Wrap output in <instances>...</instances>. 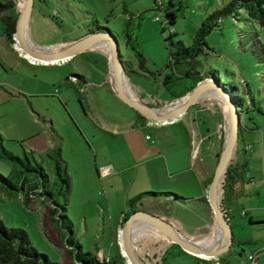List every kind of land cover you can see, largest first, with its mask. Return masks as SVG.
<instances>
[{"label":"rangeland","instance_id":"1","mask_svg":"<svg viewBox=\"0 0 264 264\" xmlns=\"http://www.w3.org/2000/svg\"><path fill=\"white\" fill-rule=\"evenodd\" d=\"M228 1L34 0L28 35L36 45L59 47L68 44L64 41H75L89 32L97 31L98 27L100 30L110 29L120 42L123 58L132 68L130 75H125L128 90L151 105L165 109L181 100L179 97L172 98L161 82L162 67L170 57L166 38L171 35L169 40L181 39L186 45L191 44L206 17ZM22 4L23 0H16L17 12ZM168 12L175 14V21L164 27ZM2 29L0 18V152L6 148L21 156L23 163L0 156V173L6 177V180H0V218L8 226L26 228L32 243L61 264H70L73 260L71 247L66 241L69 219L73 235L81 243L84 252L98 256V250H102L106 258L111 256L119 264L127 263L125 256L123 259L116 245H113L109 217L115 227L127 206L128 197L122 194L120 178L98 175L91 161L94 158L91 155L92 148L82 132L83 126H86L83 130L88 134L101 133L88 119V116H98L97 111L101 112L93 100L96 90L99 97L107 99L103 103L106 110L124 113L119 105L108 100L107 83L113 84V77L110 62L107 65L102 54L104 52L109 60L106 42L96 43L60 64L38 63L32 66L13 53L2 36ZM206 41L209 47L198 54L197 69L202 72L214 69L220 80L242 101L243 128L237 147L246 176L251 181V191L233 203L234 211L229 219L233 242L220 256L221 264H246V254L257 246H264V25L251 19L244 10L237 14L228 13L221 15L218 25L207 32ZM133 44L135 47H132ZM136 50L142 52L143 63L142 56ZM183 82L188 84L190 78H184ZM20 86L34 90L31 93L33 95L28 97L33 103V107L29 108L31 114L22 111L19 100L1 101L6 92L18 93L17 88ZM41 90L45 93H35ZM196 104L200 110L194 114L195 120H191L188 114L176 124L154 128L148 133L159 138L167 130L175 131L182 137L185 133L184 124L199 125L205 137H198L197 129L193 127L191 136L195 140L191 160L199 176L210 178L228 131L227 107L225 99L223 102L219 95L209 93H205ZM84 108L88 114L84 113ZM77 119L85 125L78 123ZM50 120L62 137L53 133ZM108 136L104 133L99 143L108 139ZM108 144L102 148L123 147L118 137ZM109 156L102 157L100 154L98 162L109 160ZM28 158L33 167L37 168L39 164L44 167L50 179L47 188L52 190L58 202L65 204L67 217L63 224L58 216L52 219L49 215V207L52 206L49 194L28 193L27 184H34L38 175L28 164ZM57 159L61 161L63 173H67L70 178L69 191L66 186L62 188L64 182L57 173ZM108 162L111 161L105 163ZM25 176L28 179L24 188L22 184ZM38 183L42 189V182L38 180ZM190 192L179 194L202 196L196 193L199 190L192 189ZM203 195L206 196L207 191ZM219 197L223 205L222 188ZM147 204L144 202L141 206L154 208L153 212L159 211L156 206L160 202ZM248 207L253 210H248ZM179 208L175 211L178 215L161 216L172 221L187 237H205L203 241H213L215 221L210 205L197 200L189 201ZM242 210L247 213L243 214ZM251 212L255 214L252 218L256 222H250ZM141 232L138 231L135 236L139 255L146 264H162L159 254L163 243L169 242V239L148 224L143 225ZM75 249L73 247L72 251ZM261 254L258 261L264 264V251ZM171 258L175 260L173 263ZM177 262L214 264L212 259L205 261L201 258L198 261L196 257L187 255L169 257L163 264Z\"/></svg>","mask_w":264,"mask_h":264},{"label":"crops","instance_id":"2","mask_svg":"<svg viewBox=\"0 0 264 264\" xmlns=\"http://www.w3.org/2000/svg\"><path fill=\"white\" fill-rule=\"evenodd\" d=\"M16 7H17L16 0H13V8L15 10L17 9ZM2 36L5 42L7 43V45L9 46V48L13 51V53L17 57L26 60V62L32 66L38 63L60 64L66 61L63 60L57 62H43V61L32 62L31 60H29L28 57L27 59H25L26 56L20 49L17 48L15 43L14 44L10 43L7 40L6 36L3 34V29H2ZM64 42L70 43L72 41H64ZM64 42H60V43H64ZM33 45L41 46V45H36L34 43ZM42 46H47V45H42ZM54 47L56 48L58 46H54ZM105 47L110 53V49L107 43L105 44ZM77 54H75L74 56L70 57L67 60H71ZM102 54L103 57H105L108 65L109 60L107 59L104 52H102ZM76 75L78 76L80 74H76ZM107 85H108L107 96L109 97L108 100H110L115 105H119L118 107L122 108L124 110L123 111L124 113L119 114L113 111L111 112L109 110H106L104 107L105 104L103 103H105L107 99L99 97L100 94H98L96 90V93L94 94L95 98H93V100L99 106L101 112L97 111L98 113V116H96L97 118L94 116L93 117L88 116V119L94 126H96L101 131V133L96 135L95 133L91 132V134H88L85 130H83L86 128V126H83L82 132L85 135V137L88 139L90 143V147L92 148L91 155H93L94 161L93 160L91 161L92 163L94 162L98 175L100 176L101 174V175H105L106 177L112 175L114 176V178L115 177L120 178V180L122 181V183L120 182L122 184L121 187L123 189L122 194L128 197L127 206L123 210V214L117 219V224L115 227L112 218L109 217L110 225L112 228L113 241L115 242V243L113 242V245H116V249L118 253L120 254L121 257L124 258V255L122 253L120 232H121L122 224L124 222L123 219H124L125 211L130 210L129 199L131 197L137 195L142 191H146V189H150V188L156 190H171L178 194L179 193L190 194L191 193L190 191H192V189H195V191L199 190V192L196 193L202 194V196H184L181 194L179 195L186 197L187 199H189V201L202 200L205 203H207L208 206L210 205L207 200V195L206 196L203 195L208 189L209 178L208 177L204 178L199 176L195 167V163L192 164V160H191V156L193 153L192 152L193 143L195 140L193 136H191L192 135L191 131H194L193 127L197 129L196 135H198V137L204 138L205 134H202L199 125H195L193 123L192 125L184 124L185 133L183 132L184 135L182 137L179 136V134L175 131H167V130H165L162 133L161 137L159 138L157 136H152L150 135V133H148V130H152L154 128L157 129L163 128L171 124H176L184 120V118L188 114L191 120H195L194 114L196 112H199L200 110L198 105L195 103L189 112L186 111L184 114L178 116L173 120L156 121L148 117L139 116L131 105H129L127 102L123 101L120 97H118V95L113 89L112 83L108 82ZM17 89H18V93L14 91L6 92L5 95H3L1 101L10 102L12 100H17V101L19 100V102H21L22 111L31 114L29 108L33 107V103L28 97L33 95L31 93H33L34 90H30L28 88L25 89L22 86L18 87ZM35 93L43 94L45 93V91L41 90V92H35ZM63 95H65L64 92ZM172 101L173 99L169 100V102ZM83 111L85 114H88L85 108L83 109ZM51 121L52 120H50L49 122L53 133L56 132L58 134L57 136H60L58 130L54 128V123ZM77 121L78 123L85 125L80 120L77 119ZM242 128L243 127L241 124V130H240L241 134H242ZM104 133H107L110 136H108V139L99 143V139L103 136ZM115 137H118L121 140V142H123V147L121 146L116 148L110 147L106 149L102 148V146L104 147L105 144L108 143L111 144V142L114 141ZM239 137H240V133H239ZM239 137L237 144L235 146V151L230 161L231 163L230 172H229L230 179L228 181V186L224 198V206H225L224 208L226 210V215L230 220H231L230 214H233L234 211L233 203L236 200L241 199L242 195H245L246 193L251 191L250 188L251 181L250 178H247L246 176L245 168L241 162L239 148L237 147V145H239ZM100 154L102 155V157H105L107 154H110L109 156L110 159L107 161H111V162L105 163L107 162L105 161L99 163L98 159ZM91 155L90 157L92 158ZM161 200L163 201V203H161ZM156 201L160 202V204L156 206V208L159 209L160 212L159 211L155 212V210L153 212L154 208L152 209L151 207H147V206L142 207L140 204H138V207L147 209L159 215L161 214L178 215L177 212L175 213V211L177 210L168 209L169 204L165 198L161 197L156 200L145 199L143 203L146 202L149 204L151 202H156ZM242 209H245V207L242 206ZM249 209L253 210L252 207H248V210ZM254 215L255 214L251 212L250 217L254 218ZM144 224H145L144 222L140 221L135 225V231H136L135 236L138 233V231L139 233L142 231V227ZM195 225L196 227H199L198 224ZM215 230H216V226L214 228V233ZM185 231L187 233H194L192 230H185ZM134 239H135V245H137V238L134 237ZM204 239H197V240L203 242L206 245L212 242L211 240L203 241ZM263 247L264 246H257L256 248L251 250V252L257 249H263ZM136 248L137 251H139L137 246ZM98 253L100 254L98 255L99 257L101 258L105 257L103 254L104 252L102 250H98ZM162 255H165L167 258L172 256L173 258H177L179 255L194 256V254L189 252L188 253L179 252L178 248L175 247L171 241L169 242L165 241L163 243V247L159 254L161 260H162ZM261 256L262 254H260L259 257ZM217 258L218 256L210 257L206 259H212L214 262V260ZM199 260L201 259H198V261ZM174 261L175 260L172 259L171 262L173 263ZM161 262L163 264V261ZM176 264L179 263L177 262Z\"/></svg>","mask_w":264,"mask_h":264},{"label":"trees","instance_id":"3","mask_svg":"<svg viewBox=\"0 0 264 264\" xmlns=\"http://www.w3.org/2000/svg\"><path fill=\"white\" fill-rule=\"evenodd\" d=\"M240 10H244L246 14L253 20L257 21L259 24L264 25V0H229L222 7L211 12L206 19L203 21L201 26L196 31L193 42L189 45H186L181 39L173 41L169 40L170 37L166 38L167 43L170 48V57L162 67L163 76H162V84L165 86L167 91L172 95V98H178L185 95L188 91H190L199 80L207 77L215 78L223 87L229 90L234 96V102L242 112L241 105L242 101L240 96H238L231 88L225 85L224 82L220 80V77L217 75L216 71L212 69L211 71L202 72L197 69L198 59L197 56L200 52L205 50V47H209L206 41V34L211 30L215 25H218L221 20V15H225L228 13L237 14ZM168 19L164 22V27L169 23H173L175 21V14L168 12ZM18 16V12L13 8V0H7L5 2L0 1V18L3 22V34L6 36L7 40L10 43H15V27H16V19ZM100 31V27L98 30ZM102 31H111L110 29H103ZM112 32V31H111ZM113 33V32H112ZM128 44V42H127ZM132 47H135L133 44ZM137 53L142 56L141 62L143 63L144 58L141 51L136 50ZM120 55L123 59L125 69L128 75H130L132 68L130 63L123 58L121 49ZM141 63V66L143 64ZM184 78H190V82L184 83ZM177 85V86H176ZM178 85H181L179 88ZM224 102V100L221 98ZM195 104V103H194ZM190 105L187 112L192 109ZM130 105V104H129ZM134 108V107H133ZM135 109V108H134ZM136 113L141 117L144 116L141 112L135 109ZM0 156H4L13 160H17L23 163V159L18 154L13 153L12 151L4 148L2 152H0ZM219 157V153L217 154V160ZM28 164L31 169H34L38 172L36 179L33 183L27 184L28 193L34 194L39 192L40 195H50L52 206L49 207V215L52 219L61 220L62 224L67 217L66 206L65 204H61L53 197V192L51 189L47 188V183L50 181L49 175L45 172L44 167L39 164L36 167L32 166L31 160L28 158ZM230 167L231 163H229L226 174L224 177V181L222 184V192H223V207L224 206V198L226 194V189L228 186V181L230 179ZM29 168V167H28ZM56 168L57 173L60 176L61 180L64 182L62 188L66 186L67 191L70 190V178L67 173H63L61 161L59 159L56 160ZM213 176V175H212ZM209 178L208 184L212 178ZM24 182L22 186H26L27 176L24 177ZM0 180H6V177L0 173ZM38 180L42 182V189H40V185ZM48 181V182H47ZM61 188V189H62ZM39 190V191H37ZM165 198L168 201L169 207L171 210H178L180 205H185L189 202V199L179 195L178 193L171 190H146L138 193L137 195L131 197L129 199L130 210L125 211L124 221L127 217L136 209H139L138 204L142 205L143 201L146 200H156L159 198ZM250 222H256L250 217ZM68 230L69 235L66 237V241L70 248V255L73 260L70 264H119L116 259L112 257H102L92 255L90 252H84L82 250V245L79 241L76 240L73 233L72 222L69 219L68 222ZM172 244L178 248L179 252L188 253L184 250L179 244L172 242ZM73 247L76 248L75 251ZM196 258L201 259L202 257H198L194 255ZM124 259V258H123ZM167 259L165 255H162V261ZM202 260H210L206 258H202ZM218 261L221 264V256L218 255V258L214 260L216 264ZM218 263V264H219ZM0 264H61L59 261L52 260L49 255L45 252L40 251L31 241L30 235L26 228L20 226H8L5 222L0 218ZM124 264H127L124 262Z\"/></svg>","mask_w":264,"mask_h":264},{"label":"water","instance_id":"4","mask_svg":"<svg viewBox=\"0 0 264 264\" xmlns=\"http://www.w3.org/2000/svg\"><path fill=\"white\" fill-rule=\"evenodd\" d=\"M34 0H23L18 12L15 27V44L24 55L35 61L57 62L67 60L75 54L91 48L99 40H107L110 46L109 62L113 71V89L123 101L141 112L144 116L156 121H168L184 114L190 105L196 103L207 89L216 90L226 102L228 116V131L225 136L222 149L219 153L213 176L208 184L207 200L211 206L216 228H222L225 239L221 244L206 245L197 239L183 235L175 224L169 219L147 209L139 208L133 211L123 222L120 232L122 253L129 264H146L139 255L135 245V225L142 221L162 232L171 242L179 244L184 250L200 257H216L228 249L233 242V230L226 215V210L220 202V190L226 174V169L232 159L235 146L241 130V112L234 102L233 94L223 87L215 78L207 77L199 80L196 85L179 97L180 102L169 108H160L151 105L147 101L133 96L125 83L126 69L120 55V42L111 31H92L82 38L72 41L61 47L33 46L27 39L25 27H27Z\"/></svg>","mask_w":264,"mask_h":264},{"label":"bare ground","instance_id":"5","mask_svg":"<svg viewBox=\"0 0 264 264\" xmlns=\"http://www.w3.org/2000/svg\"><path fill=\"white\" fill-rule=\"evenodd\" d=\"M25 34H26V37H27V39H28V41L33 45V43L31 42V40H30V38H29V35H28V25H27V27H25ZM100 42H106L108 45H109V43L107 42V40H104V39H102V40H99L98 41V43H100ZM33 46H35V45H33ZM109 49H110V46H109ZM112 77H113V71H112ZM113 82H114V77H113ZM128 89V88H127ZM130 92V91H129ZM131 93V92H130ZM205 93H209V94H215V95H219L222 99H223V97L216 91V90H214V89H212V88H210V89H207L206 91H205ZM204 93V94H205ZM133 96H135L133 93H131ZM224 100V99H223ZM224 239H225V232H224V230L222 229V228H216V230H215V234H214V238H213V241L210 243V244H208V245H213V244H215V245H217V244H221L223 241H224Z\"/></svg>","mask_w":264,"mask_h":264},{"label":"built area","instance_id":"6","mask_svg":"<svg viewBox=\"0 0 264 264\" xmlns=\"http://www.w3.org/2000/svg\"><path fill=\"white\" fill-rule=\"evenodd\" d=\"M29 60H31L32 62H35V60L32 58H29ZM242 213L245 214L246 211L242 210ZM262 251H264V247H263V249H257V250H254L252 252L247 253L246 264H259L258 259H259V256H260ZM207 258H210V257H207ZM218 263L219 262L216 261V264H218ZM127 264H129V263L127 262Z\"/></svg>","mask_w":264,"mask_h":264}]
</instances>
